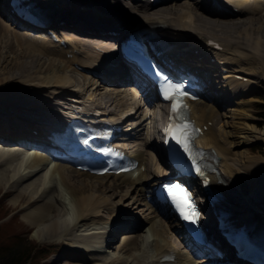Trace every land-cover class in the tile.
Returning a JSON list of instances; mask_svg holds the SVG:
<instances>
[{"label":"bare ground","instance_id":"bare-ground-1","mask_svg":"<svg viewBox=\"0 0 264 264\" xmlns=\"http://www.w3.org/2000/svg\"><path fill=\"white\" fill-rule=\"evenodd\" d=\"M169 1L175 2L169 4ZM129 2H132L133 5ZM129 2L123 0H32L34 9L37 7L38 14L49 24V27L60 29L56 35L58 38L56 44L52 43L53 41L49 37L43 39L37 37V35L28 36L25 35L26 32H20L18 29L11 31L9 28L8 31L7 27L12 25L10 21L17 22L13 17L14 14L10 15L5 7L3 10L0 8V13H3L0 15V36L3 33L10 32L11 34L7 33L8 36L6 35V38L10 36V38H14L13 40L10 39L12 44L10 42L7 43L9 49L6 48L15 54L12 56L13 63L15 62L14 60H20V51H25V53L34 57L36 56V62L38 63H40L39 58L47 56L44 62L45 65H36L37 69L39 68L38 71L27 69V64L17 63V68L22 66L18 70L20 72L23 71L22 73L25 72L23 84L18 87H15L13 83L7 86L2 84L5 87L3 86L0 92L5 94V96H11L10 91L19 92L18 89L26 84L27 81H33L35 77H40L52 69L51 76H46L44 84L41 82L44 76L36 79V95L32 96L30 94L32 96L31 99H23L19 101V105L17 104L22 109L36 110L35 113L22 115L11 110L0 111V140L4 141L3 143L0 142V166L1 168L3 167V171H0V187L8 183L3 172L9 171L10 175L12 171L7 170V165H12L13 167L14 164L12 162L16 159L28 163L25 167H21V165L18 169L16 167V171L10 176V178H14V176L18 175L14 183L20 182V185L22 183V186H19L21 189L17 190L10 202L15 205L21 197L24 199L21 206L22 217L20 218L29 226H34L35 231L36 229L40 230V236H37V233L33 231L31 233L32 237L39 242H44L52 235L55 229L66 225L68 221L71 219L73 221L74 219L75 222L72 225L76 227V231L80 233V236L93 238L92 242L88 241L92 243L91 245L85 242L81 243L88 244L90 246L89 249L81 248L77 245L72 246L71 244L72 247L59 251V254L57 253L59 256L52 258V262H60L62 258L67 260L76 258L77 260L73 264H89L90 260L95 261V263L103 260L102 264H111V262L112 264H233L230 259L232 256L229 254L230 247L225 244L220 234L212 228L208 233V240L211 239V245L207 249H211L213 253L208 251V253L204 254L206 256L203 255L202 258H196L200 254L199 252L188 251V254H182V252L174 248L182 246V237L177 234L178 227L174 223L173 217L165 209H156L151 204L147 205V202L143 201L144 207L148 206L146 210H151L149 214H154L155 217L164 216L168 223L171 224L168 227L169 233L164 232L165 234L162 231L163 229H160L162 227L158 219L153 217L148 220L147 216L141 218L137 210L134 209L136 200H142L143 196L145 197V189L166 175V172L163 175L161 174V165L158 162L159 150L156 144V129L154 126L147 131L143 142H135L129 148L131 155L138 161L137 170L140 172L136 174L128 172L113 176L109 174L92 175L88 172L79 171L67 163L51 161L48 152L50 148L42 142L46 135H51L54 128H51L47 121L48 124H41L38 119L41 120L44 116L40 115L44 113L46 115L56 114L61 95H66L65 97L70 100L62 104L82 109L90 116L99 109V121L104 120L105 117H110L112 118L111 120H114L117 125L120 124L119 126L121 127L125 125V128L131 129L133 125L136 126L138 128L135 132L136 138L145 134L143 129L146 127V123L155 124V118L157 119V117H153L152 108H150L151 101L155 99L151 88L138 78H134V80L126 78L127 70L120 65V60L116 56L110 55L111 50L109 49L113 45L114 36L123 31H132L139 27L153 28L158 35L156 40L168 50L164 54L168 64L177 70L182 65L189 67V70L198 77L199 82L204 83L210 81V78L212 79L210 85L206 84L202 92L203 100L208 101L209 106L205 105L204 108L201 104L196 107L193 106L192 116L198 125L206 127L199 135L197 141L204 148L210 161L216 164L214 167L216 170L211 174L212 189L209 191L212 195L214 211L223 218L225 226L231 223L233 225H244V228L255 237L264 233V185H262L264 173L259 174L262 171L259 173L257 171L258 175H252L259 168L255 169L250 163L243 164L242 168L236 172L240 173L243 171L241 179L246 180L249 187L252 185V188L245 192L235 191L236 188H233L228 181L229 173L227 174L226 171L227 168L230 170L236 164H233L235 161L233 162L231 161L232 159H229L232 158L230 156L233 151L229 150L230 143L228 144L227 141V137L229 138L230 136H226L228 133L226 134V130L224 131L225 128L230 127L229 123L231 122L224 120L223 127H219L218 120L216 121L214 117L216 110H220V107L224 109L227 105L226 110L230 118L236 116L240 119L238 122L233 123L237 129V123L247 120V112L251 113L249 108L244 109L249 101L244 104L241 99L253 93L259 83V79L264 80V72L262 71L264 70V0H229L231 5L224 4L222 0H158L154 7L150 6L148 2H140L139 0H129ZM3 4L5 5V0H0V6ZM231 6L237 8V10L234 12ZM168 7L170 8L168 9ZM118 12L123 13L121 18L118 17ZM243 17L244 19L241 20ZM222 20H227V22ZM209 38L218 41L222 47L221 50H215L208 43ZM22 40H26V42L28 40L31 43L27 42V45L24 44L25 47L19 46L18 44ZM3 42L5 41L0 38V55L4 54L1 51V45H4ZM195 49L196 51L193 52ZM178 54L180 56L177 58ZM66 55H70V57L67 58ZM6 56H8L7 53ZM6 56H1V60L4 63H7L10 55L8 58ZM212 57H214L213 62L210 61ZM193 58H197L201 64L199 66L192 64ZM55 61L56 63L57 61L60 62V69L56 67ZM74 63L84 69L78 70L75 68L81 74L73 71ZM47 64L49 65L46 67ZM255 64L258 65L257 69H259L256 73L253 72V68H256ZM70 65L72 68L69 67ZM13 66L12 68H14ZM205 66L209 71L208 73L205 72ZM65 70L73 71L78 75L74 83H78L83 89H89L88 95L85 96L82 93L83 91H74L72 89L71 86L74 85L71 84L69 76L63 73ZM60 71L63 72L59 74ZM87 71L105 76L111 84H119L120 81L122 84L115 87L116 89L112 88V86H105L102 89L99 87L100 83L98 84L96 79H91ZM26 72L29 74L27 75L28 77H26ZM121 77L124 78L118 82ZM134 82L138 88L134 86ZM32 85L29 84V86ZM39 85H46L47 87L45 89L41 88L43 91L39 88V91ZM214 92L218 94V97H215ZM95 93H98L97 97ZM114 93L116 94L115 96ZM136 95H139V97H135ZM110 97L118 98L121 106H127L128 111L123 115V110L110 108L106 103V99ZM138 98L144 101L141 112L139 111L140 108L138 109L140 106ZM55 99H58V102L53 104L56 106L49 107ZM47 102L48 104L45 105ZM65 106L64 109L67 110ZM157 110L155 109L158 115ZM137 112H140L141 116L139 115L138 118H135L136 120L133 118V121L125 123V116L132 113L135 116ZM161 112L162 108L160 107V114ZM222 117L224 116L219 115L218 119L221 120ZM5 119L8 121L4 122L3 120ZM18 125L22 127L18 128ZM240 125L244 127L245 124L240 123ZM245 127L247 128L248 126L246 125ZM125 128H121V130H126ZM236 129L235 131L234 128L232 130L241 135V132ZM31 130H35L36 133L34 134ZM259 135L258 131H254L249 136L250 140L251 138H259ZM128 137V140H131L134 134H129ZM248 139L246 135H241V141H237L235 145L250 144L251 142ZM259 139L262 140L261 137ZM18 140L21 142L14 143ZM21 143L30 144V146L27 148L19 147ZM138 143L142 145H138ZM152 151L157 152V154L151 153ZM144 155L145 159H143ZM15 162L18 163V161ZM44 170L48 172L49 179L45 180L44 178L42 182L41 179L43 177L41 176V179L39 177ZM146 170H148L147 173L145 172ZM230 173H233V171ZM55 177L63 184L67 194L72 196L71 202L73 205L71 210L69 208L63 213V218L46 225L43 224V221L45 222L48 218H52V214L58 213L60 209L64 211L61 208L62 206H57V204H63L60 195H48L50 189L56 188L53 183L49 186V181L55 180ZM112 177L118 181L121 180L120 185H123L122 187L124 188L132 185L138 187L137 199L128 202L130 206L127 205L126 207L133 209L136 215L125 214L127 212L126 209L122 210V207H118L117 209L113 208L116 213L113 216L110 214L112 216L111 219L109 218L110 220L106 219L107 221H104L101 219V217H104L100 213L102 208L108 209V212L112 209L109 208L108 200H103V198L94 195L92 192L96 189V193H104L106 190H103L100 181H103L104 178ZM151 180L153 181L151 182ZM104 187L114 190L112 184L104 185ZM10 189H13V186ZM138 197L142 198L139 199ZM123 205L124 203L120 204V206ZM65 213L70 215V219L67 218L69 216H64ZM107 216H109V213ZM11 218L14 219V216L11 215L8 219ZM88 221L90 222L88 223ZM100 221L105 223L104 231L101 233L97 232L101 228L96 227ZM146 223H151V225L147 228V231L142 232L144 228L142 225ZM118 228L120 229V242H118L119 236H117L119 234ZM116 236L118 243L116 247H118L119 253L122 251L130 255L134 249H137L136 251L139 250V252H134L125 260L120 258L119 253L108 252L107 249L116 245ZM142 245L145 246L144 249L141 248ZM129 259L131 260L130 263H128ZM120 260H124L123 263ZM241 262L242 264H249Z\"/></svg>","mask_w":264,"mask_h":264},{"label":"rangeland","instance_id":"rangeland-1","mask_svg":"<svg viewBox=\"0 0 264 264\" xmlns=\"http://www.w3.org/2000/svg\"><path fill=\"white\" fill-rule=\"evenodd\" d=\"M123 1H128L129 2V0H123ZM173 2H175V1H173ZM173 2H170L169 1L168 3L169 4H172ZM129 3L132 4V2H129ZM162 8H165V7H162ZM162 8H160V9H162ZM169 8L170 7H168V9ZM168 9H166V10H168ZM117 15H118L119 18H121L123 16V13L118 12ZM243 19H244V17L241 18V20H243ZM222 21H226L227 22V20H222ZM7 33L9 34L10 32H7ZM7 33H3V35L1 34V36H0V38L2 39V41H5V42H3L4 45H1V51L4 54H1L0 55V90H1V88H3L4 85L7 86V85H10L11 83H13L15 87H18L19 85L23 84V79L25 78V72L22 73L23 71L20 72V70H18V69L22 68V66L17 68V65H18L17 63H19V64H27V69L29 68V70L31 69V70H34V71H38L39 68L37 69V66L36 65H41V64L45 65L44 62H45V59H47V56L41 57V58H39V62L40 63H38V62H36V56L34 57L33 55H30L28 53H25V51H22V52L20 51V53L18 52L19 53V59L20 60H14L15 62L13 63V57L12 56H14L15 54H14V52H11V50L8 51L9 46L7 47V43L10 42L12 44V42H11L10 39L13 40L14 38H10L11 36L8 37L9 39L6 38L8 36ZM79 37H81V36L79 35ZM20 42H19L18 45L19 46H23V47H25V45H27V42L31 43L28 40H27V42H26V40H22ZM6 48H8V49H6ZM6 53L8 54V56L10 55L9 56V60H8L9 63H8V61H7V63H4L1 60L2 59L1 56L2 55H5L6 56ZM12 53H13V55H12ZM247 54H249V53L247 52ZM8 56H6V58H8ZM47 63H48V61H47ZM67 63L69 64V62H67ZM14 64H16V65H14ZM32 65H35L36 67L35 66H32ZM48 65L49 64H47L46 67ZM55 65H56V67H58V69H60L59 68V66H60V62L59 61H57V63L55 61ZM12 66L14 68H12ZM254 66L256 68H253V72L256 73V71L259 70V69H257L258 65L255 64ZM69 67L72 68L71 65ZM242 68H244V66H242ZM55 69H57V68H55ZM72 69H73V71L78 72L75 68H72ZM51 70L52 69L48 70V73H45L42 76L37 77V78L38 79L39 78H43V76H44V78L41 80V82L44 84V79L47 78L46 76H51V74H52V71ZM73 71L72 72L69 71V70H65L64 72L63 71H60L59 74H61L63 72V73H66L69 76L71 84L74 85V86H71L74 91L80 90L81 92L83 91L82 92L83 94L88 95L89 94V91H90L89 89L88 90L87 89H83L82 87H80L78 85V83L77 84L74 83V82H76L75 80H77L78 75L75 72H73ZM262 71L264 72V70H262ZM78 73H80V72H78ZM21 74H23V75H21ZM27 75H29V74H27V72H26V77H28ZM37 78L35 77L33 81H27L26 84L22 85V87L19 88L20 90L18 89L19 92H12V91H10V95L11 96H5V94H2L0 92V99H1L0 100V111H3V110H11L12 112L20 113L22 115H25V114L26 115H32L33 113H35L36 110H29V109H22V108H20L18 106L19 105L18 103H19V101H22L23 99L24 100L25 99H31L32 96L36 95V88H37V86H35V84H36V79ZM13 79L14 80H17V81H14ZM91 79H95V78H91ZM87 81H89V80H87ZM91 81H93V80H91ZM263 81L264 80H260L259 79V83L256 86V88L253 91V93L250 94L249 96H246V97H244V98L241 99V101L244 104H246L245 103L246 101L247 102L248 101L249 102L251 101L250 103L248 102L246 104V106L244 107V109L245 108H249V110H251V113L250 112H247V114H246L247 117H248L247 118L248 121L245 120L244 122H240L241 124H245L244 127H243V125H240V123H237V126L239 128L238 127H237V129L235 128L236 126L233 123L238 122V120H240V119H238L236 116L235 117L233 116V117L230 118V115L227 113V110H226V106L227 105L224 107V109H221V107H220L219 108L220 110H216L214 112V115H215L214 117H215L216 121L218 120L217 123L219 124L218 125L219 127H223L224 120L226 122H231V123H229V126L230 127L225 128L224 131L226 130L225 133L226 134L228 133L227 135L225 134L226 136H230L229 138L227 137V141H228V144L230 143L229 144L230 146L228 145L229 146V150H231V152L233 151L232 152L233 154L230 156L232 158H229V159L230 160L232 159L231 161H233V162L235 161L233 164H235V163L236 164L233 165L234 167L232 166L233 168L231 167L230 170L227 168L226 171H227V174L229 173V176H230V177L228 176V181L230 182L231 186H233V188H236L235 191L240 190L242 192H245V191H247V190H249V189L252 188V185H250V187H249V185L246 182V180H244L243 178L241 179V174H242L243 171L240 172V173L236 172L238 169H241L242 168V165L243 164L250 163L252 167H255V169H258L259 168V170L254 171V173L252 175H255V174L258 175L257 173H259L260 171H262V172L259 173V174L264 173L263 172L264 171V107L261 105V104H264V82ZM33 83H34V85H32ZM2 84H4V85H2ZM29 84H31L32 86H29ZM46 87H47L46 85H39L38 86V90L40 88V90L43 91L41 88L45 89ZM99 87L102 88L103 85H100ZM14 89H16V88H14ZM102 89H104V88H102ZM114 89H116V88L114 87ZM28 91H30V92H28ZM14 95L16 96V98H15ZM115 95L116 94L114 93V96ZM214 95H215V97H218V94L217 93L216 94L214 93ZM63 96L64 95H61L60 96V101L59 102L64 101V99H62ZM95 96L97 97L98 96V93H95ZM117 96L119 97V95H117ZM57 100L58 99L53 100V102H51L52 105H49V107H55L53 104H55V102H58ZM118 100L119 99L116 98V97H114V98L113 97H110V98H107L106 99V103L110 106V108L113 107V108H116L118 110H123V108L125 106L124 107L121 106V102L118 101ZM14 102H16V103H14ZM47 104H48V102L45 105H47ZM196 104H201V106L203 108L205 107V105L207 107L209 106V103H207L206 101H203V103H198L197 102ZM150 105L152 106V110L153 111L155 109L156 110L158 109L157 110L158 111V115H160V106H158L157 103H155V102H151ZM34 108H32V109H34ZM122 113H123V111H122ZM208 114H210V112H208ZM155 115H156V112H155ZM219 115H223L226 118L222 117V119L219 120L218 119ZM136 116H134V118ZM131 119L133 120V117ZM3 121L4 122H7L8 120L5 119ZM20 125H18V128H21L22 127ZM246 125L248 127H250L249 128V130L251 129L250 131L248 130V127L247 128L245 127ZM233 128H234V131L236 129V130H238V132H241V135H243V136L246 135L249 138L248 140H250V137L249 136L254 131H258V133L260 134L258 137L259 138L261 137L262 140L259 139V138H256V139L251 138V140H250L251 143L250 144L242 145V146H237V145H235V143L237 141H241V135L240 134H237L236 132H234L232 130ZM253 129H254V131H253ZM229 133H230V135H229ZM235 134L237 136L238 135H240V136L237 137ZM10 142L12 143V141H10ZM234 146H237V147H234ZM233 147H234V149H232ZM151 153H156L157 154V152H153V151ZM143 159H145V155L143 156ZM246 160H248V161H246ZM15 161H18V163H16ZM240 163H242V164H240ZM12 164H14L13 167H12V165H7L8 167H6V168H8L7 170H12L11 173H10V175H9V171H4L3 172L5 179L8 180V183H5L3 186L0 187V211H2V214H1L2 217L0 216L1 217L0 218V222H1L0 223V241L3 242V240H2L3 238H6V240H8L9 239L8 236L9 237L10 236H14L15 239H16V243L13 246H15L16 248L19 247V246L21 247V246H28V245H30L29 252H30V257L31 258L29 259V261L27 262V264H73L77 260L76 258H69V260L62 258V260L60 262H55V261L52 262L51 259L59 256L58 255L59 254L58 252L59 251L61 252L63 250L68 249L71 246V244H72V246L77 245V246H79L81 248H86V249L88 248L89 249L90 248L89 245L92 244V243H89V242H92L93 238L80 236V233H78V231H76V227H73V225H72L75 222L74 219H73V221H71L72 220L71 219L70 220L71 222L68 221V223L66 225H63L61 227H58L57 229L53 228V229H55V231L52 233L51 236H49L51 238L48 237L46 240H44V242H39V241H37V239L33 238L32 235H31V233L33 231H35L34 230V226H29L27 223L23 222L22 219L20 218V217H22V212L23 211L21 210V206H22V202H24V199H22V197H21V199L15 205H12L11 202H10L13 199L14 195L17 193V190L21 189V187H19V186H22V183L20 185V182L17 183V184H19L18 187H17V184L14 183V181L16 180L15 178H17L18 175L14 176V178L13 177L10 178V176H12V173L14 171H16V167H17V169H18V167H20V165H21V167H23V166L25 167V166L28 165V163H25V162L19 161V159H16V160H14L12 162ZM231 164H232V162H231ZM239 164H240V167H239ZM15 165H17V166H15ZM9 166H10V168H9ZM235 166H236V168H235ZM144 167H145V165H144ZM0 171H3V167L1 168V166H0ZM147 171L148 170H146L145 172L147 173ZM229 171L230 172L233 171V173H234L235 176L233 175V173H230ZM5 172H7L8 174L5 173ZM236 175H238L239 177L236 176ZM41 176L43 177V179H41ZM39 178L42 180V182L44 181V178H45V180H48L49 179L48 178V172H46L45 170L42 171L40 173V177ZM36 179H38V178H36ZM87 179H89V178H87ZM92 180H94V179H92ZM120 182H121V180L118 181L117 179H114L113 177L112 178H104L103 181H100V183H102L101 186L103 187V190H106V191H104V193H96L95 191H97V190L95 189L92 192L94 195L103 198V200H108L109 208L112 209V210H109V212H108V209H103L102 208V211L100 213L104 215V217H101V219L104 220V221L110 220L111 217L116 213V211L113 210V208L117 209L118 207H122V210L126 209V211H127L125 214H129L130 216L131 215L133 216V214H135L133 212V209H129V208H126V207H127V205L130 206V204H128V202H132V201H135L137 199L136 196H137V192H138V187L136 185H132V186H129V187H126V185H124L126 187V188H124V187H122L123 185H120ZM52 183L55 185L54 187H56V188H54L55 190L54 189H52V190L50 189L48 195H54V196L60 195V199L63 201L64 207H63V204L62 203L57 204V206H62L61 208H63L64 211L63 210L61 211L60 207H58V209H60L58 211V213L52 214V218H48V220H46L45 222L43 221V224H46V225H47V223L50 224V222H53L55 220H59V218H63V213L66 210H68L69 208H70L69 210H71V207L73 205L72 202H71L72 196L67 194V192L64 190L65 187H63V184L58 180L57 177H55V180L53 179V180H50L49 181V186L52 185ZM109 184H112L113 185V187H114L113 189L114 190H111L110 188L106 189L104 187V185L108 186ZM262 185H264V182H263ZM12 186H13V189H10ZM60 189H62L61 190V193L62 194L60 193ZM126 192H127V194H126ZM123 195H125V196L122 199ZM70 196H71V198H70ZM140 198L141 197H139V199ZM141 201L142 200H136V204H135L136 206H134V209L137 210V212H138L139 216H141V218L142 217L144 218L145 216H147L148 220L149 219L151 220L153 217H155V215L154 214H149L151 210L150 209L149 210H146V207L143 206L144 203L142 202V204H140ZM56 202H57V197H56ZM119 203L120 204L121 203H124V205L123 206H120ZM108 213H109V216L110 217L107 216ZM10 214L12 216H14V219H12V218L11 219H8V217H9ZM64 216L65 217L69 216L67 218L70 219V215L69 214L66 215V213H65ZM157 217H155V219H158V222L160 223V225L162 227L160 229H163L162 230L163 233L164 232L169 233L170 230H168V227H170L171 224L168 223V220L164 216L163 217L157 216ZM4 220H6V222ZM2 221H4V223H2ZM89 222L90 221H88V223ZM93 222H95V221H93ZM150 225H151V223L150 224L149 223L143 224L142 226H144V228H143L142 232L147 231V228ZM96 227L97 228H101V229H98V231H97V232H100L101 233V232L104 231L105 223H103V221H100L99 224L96 225ZM61 228H63V229H61ZM67 228H68V230H67ZM39 231L40 230H38V229H36V231H35L37 233V236H40V232ZM59 232H60V234H59ZM90 232H92V231H90ZM119 232L120 231L118 230V233ZM54 234H57V235H54ZM117 236H119L118 242H120V240H121L120 233ZM117 236H116V242H115L116 245H113L112 248L107 249L108 252L111 251L114 254H116V253L118 254L119 253L118 247H116L118 245V243H117ZM48 239H50V240H48ZM94 239H96V238H94ZM98 240H100V239H98ZM76 241H79V242H76ZM84 242L85 243H88L89 245L88 244H81V243H84ZM66 244H68V245H66ZM144 247H145L144 245L141 246V248H143V249H144ZM134 248H136V247H134ZM103 249H104V247H103ZM179 249L182 250V253L183 254H186V253L188 254V250L186 248L178 247V250ZM136 250L137 249H134L133 252L130 253V255L125 254V252L120 251V253H119L120 258H122V259L125 260V258H127L128 256H131V254H133L134 252H139V250L138 251H136ZM14 251H15V249H14ZM136 258H139V257H136ZM124 260H120V262L123 263ZM130 262H131V260L129 259L128 260V263H130ZM93 263L94 264H102L103 263V260H101V261H99L97 263H95V261L90 260L89 264H93ZM75 264H79V263H75ZM111 264H112V262H111Z\"/></svg>","mask_w":264,"mask_h":264},{"label":"snow or ice","instance_id":"snow-or-ice-1","mask_svg":"<svg viewBox=\"0 0 264 264\" xmlns=\"http://www.w3.org/2000/svg\"><path fill=\"white\" fill-rule=\"evenodd\" d=\"M160 92L164 100L171 102L168 117L169 123L164 129L168 137L165 143L174 141L185 153L189 154V158L191 159V149L189 147L191 137L188 132L190 121L185 122L187 118L184 113L187 110V105L183 103V97L187 96L188 93L184 91L181 84L173 83L167 78L160 85ZM106 151L110 152L111 150ZM193 163H195L194 159ZM196 171L199 173V168ZM164 191L167 193V198L171 201L180 217L186 221L190 220L192 223H195L198 213L193 208L187 189L180 184H167L164 185Z\"/></svg>","mask_w":264,"mask_h":264},{"label":"trees","instance_id":"trees-1","mask_svg":"<svg viewBox=\"0 0 264 264\" xmlns=\"http://www.w3.org/2000/svg\"><path fill=\"white\" fill-rule=\"evenodd\" d=\"M264 107V104H261ZM2 211H0V216ZM8 240L3 238L0 241V264H27L30 257V245L15 247L16 239L14 236H8ZM8 245V246H7ZM15 249V251H14Z\"/></svg>","mask_w":264,"mask_h":264}]
</instances>
